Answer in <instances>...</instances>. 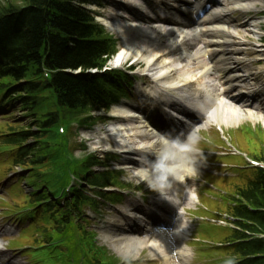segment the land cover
I'll list each match as a JSON object with an SVG mask.
<instances>
[{"label":"trees","instance_id":"obj_1","mask_svg":"<svg viewBox=\"0 0 264 264\" xmlns=\"http://www.w3.org/2000/svg\"><path fill=\"white\" fill-rule=\"evenodd\" d=\"M79 2L0 0V98L19 99L39 127L33 136L39 148L36 153L20 144L32 136L30 130L18 131L22 141L15 147L8 145L10 135L2 134L0 151L9 154L15 164L31 170L42 183L51 182L48 178L52 171L47 172L46 157L68 141L56 134L58 126L71 120L68 115L82 112L89 105L108 104L121 92L112 75H75L79 70L86 73L102 68L114 53L112 39L76 5ZM248 130L241 141L258 144L259 152L257 148L254 157L263 160L264 132L252 127ZM237 172L241 179L217 182L229 194L227 201L235 204L236 208L230 206L227 211L246 221L240 225L242 228L264 235V213L258 211L264 209V172ZM246 179L249 182L245 185ZM233 238L245 240L246 236L233 232ZM227 251L241 258L259 257L244 264H264V239L244 241Z\"/></svg>","mask_w":264,"mask_h":264},{"label":"bare ground","instance_id":"obj_2","mask_svg":"<svg viewBox=\"0 0 264 264\" xmlns=\"http://www.w3.org/2000/svg\"><path fill=\"white\" fill-rule=\"evenodd\" d=\"M111 1L116 12L126 14L125 22L120 25V29L127 31L131 28L128 33L133 34L129 43L123 45L112 64L121 66L129 60L137 62L136 64L145 63L144 70L147 71L152 85L143 92L147 99L157 98L162 102L157 108H160L165 115H168V108L173 109L170 103L179 102L184 105L180 108L182 112L188 113L191 118L200 120L201 116L206 114L209 119L205 124L206 128L216 124L220 128L222 126L228 128L237 126L245 120L257 122L264 109L262 101L259 103L260 106L239 104L240 101H236L230 94L232 86H240L245 90L247 79H242L239 66L236 65L239 64V60L234 56L240 55L241 48L230 40L229 13L235 10L242 12L254 10L258 8L259 0ZM218 6L230 8V10L215 9ZM178 13L184 15L186 20L191 18L193 21L181 20ZM107 26L114 32L119 31L116 24L108 23ZM227 49L231 51L226 52ZM230 54L232 56H229ZM114 111L122 118L127 116L129 118L130 114L128 115L127 110L119 108ZM204 119L205 117L200 124ZM154 122L159 124L160 118L154 117ZM109 136L115 140L117 149L136 150L138 157L145 154L147 144L155 138V134L145 127L141 117L136 126L129 125L127 120H121L117 126H111L106 135L104 133L99 135L98 144H103L99 149L107 150L111 146L106 142ZM103 141L105 143H102ZM129 162L131 170L139 167L135 159ZM192 178L177 181L168 191L166 202L168 199L169 203L173 204L170 210L177 203L176 191L179 186L187 182L192 184ZM195 202L196 198L191 191H188L184 203L194 206ZM175 218L176 214L172 216L170 226L174 224ZM185 218H179L177 221L173 237L184 239L187 237L188 224ZM126 226L129 228L130 226L125 225L128 239L119 238V234H112L110 236L111 248L120 253L118 248L128 246L129 250L132 249L135 254H139L143 249H150L151 256L164 264L169 262L173 246L165 236L156 234L150 236L147 228L146 231L139 230L138 232L134 229V234H131ZM110 230L112 231V227ZM133 235H139L141 238L132 239ZM114 239L122 241L123 244H119L117 248L112 243ZM175 246L181 262L187 264L190 260L188 250L183 246Z\"/></svg>","mask_w":264,"mask_h":264},{"label":"clouds","instance_id":"obj_3","mask_svg":"<svg viewBox=\"0 0 264 264\" xmlns=\"http://www.w3.org/2000/svg\"><path fill=\"white\" fill-rule=\"evenodd\" d=\"M200 142L198 129L183 136L159 134L146 146L145 154L139 158L140 166L126 178L146 183L166 199L168 191L177 181L199 175L206 162ZM223 264H238V257L229 256Z\"/></svg>","mask_w":264,"mask_h":264},{"label":"rangeland","instance_id":"obj_4","mask_svg":"<svg viewBox=\"0 0 264 264\" xmlns=\"http://www.w3.org/2000/svg\"><path fill=\"white\" fill-rule=\"evenodd\" d=\"M102 13L107 18L111 17V15L113 14V12L111 11V9L109 7H106L102 11ZM261 17H264V15L263 14L260 15L259 13L256 14V11L255 12L250 11V12H246V13H235L234 12L232 14V16L230 17L231 21H233L232 28L229 29V31L231 32V35L233 34V36H234V40L236 42H238V41L242 42L244 40H248L249 42H252V44L254 45L253 46L254 48H259L260 43L258 42V40L260 38L264 37V24L259 25L256 20L258 18H261ZM261 21H263V20H261ZM239 25H241V28H239ZM233 28H235V29H233ZM244 30H246V34L243 35ZM238 37H240L241 39H238ZM120 46H122V45H120ZM253 57H255V59H257V58H262L264 56H255V55L250 56V58H253ZM143 65L144 64H142L141 66L143 68H145L146 66H143ZM256 65H258V64H256ZM263 68H264V65L263 66L260 65L254 71H250V72L256 74L259 72V70H261ZM243 74H246V72H244ZM28 122L29 121H27V122H25V120L23 121V123H28ZM230 133H231L230 136H232L233 139H235V140L238 139L240 143L245 144L244 142L241 141V137L244 135L242 130H240L238 132L231 131ZM90 145H92V143H90ZM241 147H242V150H244L245 152L252 154V155L256 154L257 148H258V152H259V148H260L258 144L254 145L253 142L250 144H247V145H241ZM216 166L217 165L210 166L209 171H215L214 169ZM125 180L128 182H132V181L135 182L134 180L127 179V178ZM202 182H199L198 188H202L205 185ZM194 191L197 192V189L195 188ZM192 210H194V208ZM190 219H193V218L191 217ZM193 220L195 221V219H193ZM10 223H11L10 219H6L3 216H0V227H4ZM202 228L203 229L201 232H204L206 235L211 234L209 231V228L207 226H202ZM8 254L10 257H12L14 259L13 261H18V264H23V263L27 264V262H28L27 258L26 257L23 258L22 254H20V255L17 254V251L8 252ZM172 261L175 264V261L174 260H172ZM169 263H171V262H169Z\"/></svg>","mask_w":264,"mask_h":264}]
</instances>
